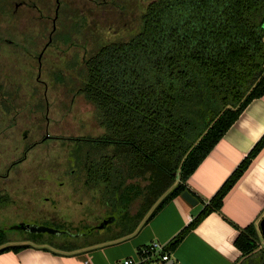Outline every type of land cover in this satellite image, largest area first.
Returning a JSON list of instances; mask_svg holds the SVG:
<instances>
[{
	"label": "trees",
	"instance_id": "1",
	"mask_svg": "<svg viewBox=\"0 0 264 264\" xmlns=\"http://www.w3.org/2000/svg\"><path fill=\"white\" fill-rule=\"evenodd\" d=\"M95 1H104L100 8L115 18L92 28L98 48L78 69V93L93 106L103 132L95 140H73V154L85 184L113 205L115 221L129 231L155 204L147 221L184 191L203 205L166 244L171 253L206 216L221 214L224 198L264 148L263 134L210 199L188 188L189 177L247 105L264 95V0ZM101 30L113 38L101 42ZM71 38L65 32L59 39L66 45ZM133 203L137 210L130 213ZM222 216L239 231L234 245L241 264H264L260 228H239ZM39 228L50 229L10 227L33 238L50 234Z\"/></svg>",
	"mask_w": 264,
	"mask_h": 264
},
{
	"label": "crops",
	"instance_id": "2",
	"mask_svg": "<svg viewBox=\"0 0 264 264\" xmlns=\"http://www.w3.org/2000/svg\"><path fill=\"white\" fill-rule=\"evenodd\" d=\"M263 134L264 95L247 105L236 122L189 177L186 182L188 188L201 199H210ZM103 204L109 215H105L96 225H87L82 218L77 222L81 230H65L63 232L66 233L60 236L46 234L45 237L38 238L26 234L21 238L11 239L19 243H1L0 249L14 244L27 246L18 252H1L0 264H117L122 259H136L140 249L151 243H169L203 208L199 202L196 206L189 205L180 196L166 204L149 221L147 218L152 211H148L135 229L129 231L126 226L120 224L107 229L116 222V216L112 212L113 205L104 201ZM137 205L133 203L129 212L134 213ZM222 215L239 228L250 224L260 228V221L264 217V148L224 198L221 214L210 213L188 232L171 252V262L241 264L244 259L234 245L239 231ZM112 218L114 220L101 228L105 220ZM73 227L78 226L76 224ZM62 237L65 241L60 242ZM71 240L74 244L67 242ZM42 243H48L54 248ZM55 247L64 251H57Z\"/></svg>",
	"mask_w": 264,
	"mask_h": 264
},
{
	"label": "rangeland",
	"instance_id": "3",
	"mask_svg": "<svg viewBox=\"0 0 264 264\" xmlns=\"http://www.w3.org/2000/svg\"><path fill=\"white\" fill-rule=\"evenodd\" d=\"M47 1L50 0H36L38 7L42 6V2L44 4ZM54 1L51 0L50 3L52 8L49 20L50 28L54 14ZM33 2L35 3V0ZM103 4L104 1L100 4V2L97 3V1L93 0H64L61 8L63 11H61L63 13L66 35L72 37L73 40H76L78 37L82 41L88 40L86 44L79 42L76 47L61 45L57 50L50 49V60L48 64L49 76L43 74L41 80L48 81L47 101L50 106L49 120L50 130H52L51 134H53V137L60 138V140L48 142L46 145V149L50 153V159L46 162L48 167H45V169L49 170L45 171L46 173H38V176H26L27 173H24L19 178L22 181L19 185H26L24 187L28 191V196L31 198L29 200L30 203L19 200L12 203V201L8 200L4 201L8 207L4 206L0 208V240L2 243L6 241L9 242L8 244L19 243L11 239L21 238L26 235L21 230L10 229L11 226H17L18 224L47 226L56 231L62 232L69 230L74 232V230L82 229L80 224L77 223L82 218L85 219V224L96 225L105 215H109L108 210L100 198V192L95 190L96 188L85 184V177L81 165L77 163L73 164L70 155L73 154V150L75 149L74 145H77V142H73V140H95L103 132L97 123L93 106L86 102L81 94L77 93L81 78L78 69L80 70L82 68L84 59L92 55L98 48L97 43H94L95 41L92 40L93 35L90 34H94L93 31L95 30L92 28L108 27L106 24H113L109 21V18H115V14L100 8ZM74 26L76 32L73 31ZM76 35L78 36L76 37ZM113 36L114 33L110 31H102L99 34L101 39H99L103 42L107 41V39H112ZM84 44L86 49L82 47ZM2 52L3 54L0 55V58H4L3 62L10 60L12 62L10 67L12 74L13 70L18 68L23 75L31 74V77L34 79L35 75L30 72V69L26 68V63L22 61L23 58L22 60L14 59L13 56L8 55L5 49H2ZM20 70H16L18 77L15 78L14 82L23 88H27L26 83H24L25 76H20ZM34 71L36 72L35 67ZM31 77L28 78L31 79ZM60 77H62V82L58 83L57 80ZM30 96L31 94L27 92V97ZM20 131L21 129H16L7 133V135L16 136L13 140L15 142L20 141ZM0 142V147L4 148L10 143V140L2 138ZM41 149L42 147H39V150L36 149L30 160L27 159L24 161L20 168H37L36 163L38 157H41ZM2 158L4 156L0 153V164ZM35 177L39 180L34 181ZM178 179L177 176L175 184L178 182ZM13 184H17V182ZM121 208L119 207L118 209ZM152 209L149 211L151 212ZM115 214L119 216L120 211H116ZM119 223L120 220H117L109 225L107 229H111L113 225L118 226ZM76 224L78 227L74 228L73 225ZM42 235L45 237L46 233ZM59 241L65 240L63 238ZM72 241L67 242L74 244ZM42 244L54 248L48 243ZM55 249L57 251H64L61 248L55 247ZM254 262L256 264L257 260Z\"/></svg>",
	"mask_w": 264,
	"mask_h": 264
},
{
	"label": "flooded vegetation",
	"instance_id": "4",
	"mask_svg": "<svg viewBox=\"0 0 264 264\" xmlns=\"http://www.w3.org/2000/svg\"><path fill=\"white\" fill-rule=\"evenodd\" d=\"M50 3L51 0L44 4L42 2V6L38 7L36 0L35 3L33 0H0V55L3 54L2 49H5L14 59L23 58L26 68L35 75L33 79L31 74L23 75L20 69H16L20 70V76H25L24 83L27 88H23L14 82L18 74L16 70L11 73V60L3 62L4 58H0V141L2 138L10 140L4 148L0 147V153L4 156L0 164V208L8 207L4 202L8 200L12 203L17 200L30 203L31 198L24 187L26 185H19L22 182L19 178L24 173H27L26 176L46 173L45 171L49 170L45 169L48 167L46 162L50 159L46 145L48 142L60 140L51 134L50 106L47 101L48 81L41 80L43 74L49 76L50 49L57 50L61 45L76 47L79 42L86 44L88 40L76 39L66 45L61 42L59 38L65 35L61 11L64 0L54 1L51 28L49 27L52 9ZM85 44L82 45L83 49H86ZM27 92L31 94L30 97H27ZM16 129L21 131L20 141L15 142L13 140L16 136L7 133ZM39 147H42V154L38 157L37 168H20L24 161L30 160ZM70 155L71 162L76 164L75 156ZM37 179L35 177L34 181ZM14 182L17 184H13Z\"/></svg>",
	"mask_w": 264,
	"mask_h": 264
},
{
	"label": "built area",
	"instance_id": "5",
	"mask_svg": "<svg viewBox=\"0 0 264 264\" xmlns=\"http://www.w3.org/2000/svg\"><path fill=\"white\" fill-rule=\"evenodd\" d=\"M165 247V244L151 243L140 249L136 259H122L117 264H169L171 253L165 251Z\"/></svg>",
	"mask_w": 264,
	"mask_h": 264
},
{
	"label": "water",
	"instance_id": "6",
	"mask_svg": "<svg viewBox=\"0 0 264 264\" xmlns=\"http://www.w3.org/2000/svg\"><path fill=\"white\" fill-rule=\"evenodd\" d=\"M181 198L186 201L189 205L191 206H196L198 204V200L189 192V191H184L182 194H181ZM112 220H114L113 218L112 219H107L105 220L102 224H101V228H104L107 226L108 223H110ZM260 230H261V233H262V236L264 237V217L261 219L260 221ZM38 228V227H37ZM38 230L40 231H49L50 234L52 235H56V236H60L62 235L63 233H66V232H59V231H56V230H53V229H49V230H42V228H39ZM71 236V235H70ZM75 236H78V235H75ZM170 264H173L172 262H170Z\"/></svg>",
	"mask_w": 264,
	"mask_h": 264
}]
</instances>
